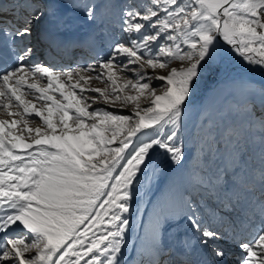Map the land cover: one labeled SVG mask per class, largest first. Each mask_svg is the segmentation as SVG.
Wrapping results in <instances>:
<instances>
[{
  "label": "snow or ice",
  "instance_id": "snow-or-ice-1",
  "mask_svg": "<svg viewBox=\"0 0 264 264\" xmlns=\"http://www.w3.org/2000/svg\"><path fill=\"white\" fill-rule=\"evenodd\" d=\"M210 82L235 93L222 125L205 105L189 128ZM0 113V264H122L135 198L168 169L138 264H264V0H0Z\"/></svg>",
  "mask_w": 264,
  "mask_h": 264
},
{
  "label": "bare ground",
  "instance_id": "bare-ground-1",
  "mask_svg": "<svg viewBox=\"0 0 264 264\" xmlns=\"http://www.w3.org/2000/svg\"><path fill=\"white\" fill-rule=\"evenodd\" d=\"M111 19L114 24L118 23V19L115 14H111ZM78 28L74 35H83L88 32L91 26L83 19L78 21ZM106 49L101 46L100 54L104 55ZM41 59V57H40ZM230 75L243 78V70L238 67L232 69ZM41 83H46V81H42ZM211 94V88L204 89L201 94V98L197 101L196 105L190 110L189 116V128H191L192 123L199 122L201 108L207 105L208 110L212 113L210 118L215 119L217 116L215 112V101L214 104L209 100ZM28 99H34L32 96H28ZM216 99V98H215ZM37 106H40V102L37 101ZM0 117L7 118L3 113H0ZM38 118V117H37ZM211 119V120H213ZM35 123H39V120H35ZM157 161L161 160L162 157L157 155L155 157ZM172 174V170L168 169L166 174L158 179V181L154 182L151 186L141 187L137 197L135 198L133 204V212L134 215L131 218V223H133L134 227L132 231L129 233L127 239L128 243L124 248V255L122 257V264H135L139 256H141L142 251H145L141 247L142 238L148 234L152 227L155 219L156 209L159 207H167L170 209V204L167 201L162 200V195L166 191L167 188V180L168 176ZM138 209V211H137ZM167 211V210H166Z\"/></svg>",
  "mask_w": 264,
  "mask_h": 264
},
{
  "label": "rangeland",
  "instance_id": "rangeland-1",
  "mask_svg": "<svg viewBox=\"0 0 264 264\" xmlns=\"http://www.w3.org/2000/svg\"><path fill=\"white\" fill-rule=\"evenodd\" d=\"M235 67H238L241 70H243V76L244 77H248L249 79H252V80H255V81H260L261 80V73L258 70H250L241 60H239V58H234L231 61V68L233 69ZM132 78L134 79V77H132ZM90 83H91V87L103 88V87L106 86L105 83H103L101 80H96V79H93ZM207 86H208V88H211V94H210L209 100L213 104H214V100H216L215 101V112H216L217 116L215 117V119H213V118H210V119H213V121H215L216 124L222 125L223 113H222L221 109L226 108L229 99L235 93L232 90H230L228 88H225V87H221L217 91L213 92V89H217V85L215 83H211L210 82ZM86 94L89 95V96L97 95V94L90 93V92L86 93ZM240 94L242 95L243 93L241 92ZM92 107L93 108H95V107H105L108 110L118 112L119 114H128L126 109H121L118 106L116 108H112V107H110L108 105H104V104L100 103V104H93ZM90 110H92V109H90ZM211 113L212 112L210 110H208L207 115H209V117H210ZM257 114H259V113H257ZM189 116H190V113H189ZM29 119H30V125L32 127H35V126L40 124V121H39V123H35V120L36 119L39 120V118H34L33 119V118L30 117ZM201 119H203L202 115H200L199 121ZM252 163H253L254 166L259 164V157L256 154V152L253 153ZM160 210L166 211V210H168V208L167 207H159V208L156 209V211H160ZM140 259H141V256H139V258L137 259L136 264H138V261Z\"/></svg>",
  "mask_w": 264,
  "mask_h": 264
}]
</instances>
